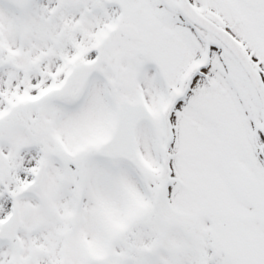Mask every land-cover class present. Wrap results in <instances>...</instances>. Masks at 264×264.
<instances>
[{"label":"snow or ice","instance_id":"1","mask_svg":"<svg viewBox=\"0 0 264 264\" xmlns=\"http://www.w3.org/2000/svg\"><path fill=\"white\" fill-rule=\"evenodd\" d=\"M0 264H264V0H0Z\"/></svg>","mask_w":264,"mask_h":264}]
</instances>
